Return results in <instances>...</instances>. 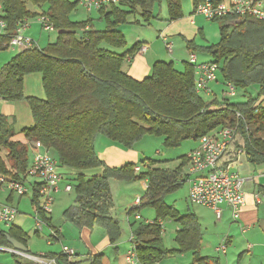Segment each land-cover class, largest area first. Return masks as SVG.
I'll return each instance as SVG.
<instances>
[{"label": "trees", "instance_id": "1", "mask_svg": "<svg viewBox=\"0 0 264 264\" xmlns=\"http://www.w3.org/2000/svg\"><path fill=\"white\" fill-rule=\"evenodd\" d=\"M184 1L120 0L117 5L96 11L99 20L106 23L104 30H96L92 19L72 18L80 7L77 0H0V19L8 26L7 33L0 36V52L9 50L17 29L32 19L48 16L57 33L54 43L44 48L35 43L34 48L19 52L0 69V101L27 103L33 124L20 134L31 144L33 156V145L39 142L60 169L70 172L69 178L62 174L66 185L72 187L70 193L78 206L75 224L80 228L105 229L111 245L120 240L122 229L111 216L114 201L110 181H147L139 205L128 212L133 218L129 221L130 249L134 247L140 264H158L175 254L186 253H192L198 264H206V258L198 256L203 240L198 218L191 212L181 214L165 201L188 182L187 155L192 150L181 157L175 170L157 167L160 162L151 160L140 162L142 168L134 164L109 168L96 152L98 137L124 150H133L143 138L153 136L163 139L166 149H177L186 141L199 143L203 136L233 128L236 135L221 158L220 167L236 161L238 154L255 167L264 165V22L223 17L215 20L221 22L217 44L204 47L195 41L186 42L189 53L205 54L218 65L217 81L221 80L224 86L233 85L236 96L237 91L242 92L245 100L240 103H231L225 96L222 101L216 97L207 101L198 94L195 68L189 61L183 64L182 71L171 62L155 63L148 77L136 81L124 67L139 45L124 53L111 49L126 48L119 28L128 23L130 16L139 14L141 19L134 22L136 25H150L160 18L156 10L165 4L168 16L164 20L172 23L184 17ZM212 1L219 4L224 0ZM203 2L192 0L193 9ZM28 75L41 76L45 98L24 95ZM250 90H254V96ZM15 135L12 124L0 116V175L28 183L33 157L29 159L28 148L16 141ZM186 167L188 172L184 174ZM97 169H102L100 175L90 174ZM31 203L33 208L40 204L37 187H33ZM145 207L154 210L153 220H141L138 213ZM40 216L50 227V239H59L60 228L52 227L51 218ZM165 221H172L179 228L176 249L164 246ZM1 225L0 248H11L7 237L27 247L24 232L13 225L4 230ZM44 257L57 263L69 261L62 253ZM102 258V254L92 257L90 264H103ZM13 264L26 263L17 259Z\"/></svg>", "mask_w": 264, "mask_h": 264}, {"label": "crops", "instance_id": "2", "mask_svg": "<svg viewBox=\"0 0 264 264\" xmlns=\"http://www.w3.org/2000/svg\"><path fill=\"white\" fill-rule=\"evenodd\" d=\"M191 12L192 10L186 14L183 12L184 17L182 19L169 23L168 25H161L159 27L160 29L154 30L155 38L153 37L150 42H147L149 41L147 39L137 38L131 47H128L124 51L128 52L135 45H139V50L135 56L131 58V55H129L126 66L124 67V70L131 78L136 81L144 80L151 74L153 65L158 62H171L177 70L182 71L184 68L183 64L189 61V51L186 47V42L195 41L198 46L206 47L205 44L200 43V40L204 39L205 29L209 26L206 24L200 26L203 22L201 19L205 18ZM199 33H203V39L197 40V35H199ZM166 44L171 45V51L167 50ZM196 55L199 57L197 58L200 63L211 61V58L205 54L204 57H200V55L203 54ZM130 58L131 60H129ZM220 85V81L212 83L210 85L212 95L205 96L208 99L217 98L216 92L219 90ZM197 146L198 142L189 150V152ZM95 147L98 157L109 168H121L127 164H134L142 168L140 165V159L143 153L140 154L141 152L139 153V151H136L137 147L133 150H124L120 146L103 137H98ZM221 167L230 172H236L243 177L251 178L252 181L247 182L244 186L246 203L240 210V217L237 220L233 218V211L228 206L220 207L219 217L213 209L204 206L198 207L213 215H204L203 213H198L196 210L191 212L198 218L202 228L203 240L199 254L204 247L205 242L208 244L214 243L218 245L213 251H215L216 254L223 255L224 262L220 258L201 256L202 258H206V264H264V190L262 187L264 184V165L255 167L247 162L244 155L238 154L236 161ZM60 170L67 176V178L70 177L69 171L62 168ZM101 173L102 169H97L90 174L100 175ZM136 183L139 184V190H136L133 194L132 191L134 188L133 186L130 187L132 182L110 181V188L114 201V208L111 211V216L119 221L122 229L120 240L116 244L111 245L105 229L98 226L91 229L80 228L75 224L74 220L78 215L79 210L74 198H68L71 193L64 192V188L67 184L64 180L60 185V191L55 195L54 210L50 217L52 227L60 228L59 239L51 240L49 237L50 227H47V229L42 231V233L46 232V249L42 250L38 255L33 254L28 249V254L34 256L47 254L59 255L61 254L62 246L64 245L73 249L76 257L69 260L68 263L59 261L58 264H90L91 258L100 254H102L103 257V264H126L125 256L131 246L129 221L133 220L132 217H129L128 212L137 206V198L143 196L147 189V181ZM183 185L188 186L186 193L188 200L190 183L185 182ZM3 194L6 195V198L2 202L10 204L19 210V215L14 221L13 226L24 232L28 240L29 237L26 233V227H29V223H27L25 218L21 215L23 213L20 212L24 198L19 196L15 197V195L5 192H1L0 196ZM256 196H259L258 199H256ZM29 197L30 202H32V193ZM57 201L58 204H62L59 210H57ZM124 216L125 222L122 220ZM146 220L151 221L153 219ZM66 226L75 233V236L70 233L68 234ZM96 229L102 230L98 233V237L100 238V241L98 242L92 240L96 234ZM178 229V226L175 225V228L172 231L175 236ZM39 233L36 232L37 235ZM164 234L165 233H163V235ZM71 236L74 238H71ZM54 245H58L61 248L58 247V249H56V246ZM224 245L226 246V251H220V246ZM1 251L6 252L5 250ZM183 256H181V258L185 259L186 256ZM193 257L194 263L198 264L196 262V257L194 255ZM158 264H162V262Z\"/></svg>", "mask_w": 264, "mask_h": 264}, {"label": "built area", "instance_id": "3", "mask_svg": "<svg viewBox=\"0 0 264 264\" xmlns=\"http://www.w3.org/2000/svg\"><path fill=\"white\" fill-rule=\"evenodd\" d=\"M83 9L88 13L101 10L106 6L117 5L120 0H77ZM0 6V14H1ZM194 14L204 17L208 21H215L223 17L237 16L239 18H253L264 22V0H224L215 4L212 0H205L194 9ZM41 27L46 31L53 30V26L48 16L38 18ZM29 22H24L17 29L16 35L9 43V49H18L19 52L34 48L35 42L24 35L30 27ZM7 24L0 19V36L7 33ZM168 51L171 45L166 44ZM131 59V58H130ZM189 63L195 68V90L198 94L212 95L210 85L218 78V65L213 62H198L196 54L189 53ZM228 92H224L226 98H234L236 90L233 85H225ZM236 135L233 128H224L215 134L203 136L198 143V147L188 155L189 159V200L197 206H204L213 209L217 216H220V207L228 206L233 211V218L237 220L240 210L245 206L246 198L244 186L251 178L241 176L236 172H230L220 167V160L224 156L229 145ZM34 156L28 170V183H21L11 178L0 175V192L9 191L19 197H25L32 193L33 187H37L40 204L34 208L36 216V230L42 232L46 225L40 214L47 219L51 217L54 210L55 195L60 191V185L64 182L65 176L58 167L57 161L43 150L41 143H34ZM139 171V168H136ZM264 190V184L262 185ZM72 187L66 185L65 193H70ZM259 196H256L258 199ZM140 198L136 204L139 205ZM19 210L9 204L0 202V224L9 228L13 225ZM54 233V232H53ZM6 252L26 259L33 264H58L53 259L45 258L44 255L34 256L16 251L13 247L3 248ZM225 252L226 247L219 249ZM61 253L68 260L75 258V251L68 246H63ZM126 264H140L134 247L125 256Z\"/></svg>", "mask_w": 264, "mask_h": 264}, {"label": "rangeland", "instance_id": "4", "mask_svg": "<svg viewBox=\"0 0 264 264\" xmlns=\"http://www.w3.org/2000/svg\"><path fill=\"white\" fill-rule=\"evenodd\" d=\"M71 1H75V0H71ZM182 9H183L184 14H186L187 12L191 10L193 12L192 0H185L182 4ZM156 14H158L160 18L153 20L150 25H136L134 24V22L141 19L139 14L130 16L128 19V23L121 25V27L119 28V30L122 32V34L125 37V40L127 43L126 48L124 49L123 48L122 49L111 48V49L116 52H124L128 47H131V45L135 42L137 38L147 39L149 40L147 42H150V40L154 37V30L160 29L159 27L161 25L169 24L164 20L168 16L165 4L161 5L160 9L156 10ZM72 18L75 21H83V20L92 19L94 28L96 30H104L106 27L105 21L99 20L98 12L94 11L92 14L89 15L83 9L81 5L77 9V11L73 14ZM201 20H203V22L201 23L202 25L200 24V26H203L204 24H206L209 27L205 29L206 31H205L204 39H203V33L201 34L199 33V35H197V40L203 39V40H200V43L205 44L206 46L217 44L220 39L219 29L221 26V22H217V21L208 22L205 19H201ZM29 25L30 27L25 31L24 35L34 40L35 43H37V47L44 48L49 43H54L56 41L57 33L53 30L51 31L44 30L39 24L38 18L30 20ZM18 54H19L18 49H14V50L9 49V50L0 52V69ZM200 57H204V55H200ZM220 83H221L220 88L216 92L218 101H222L224 97V92L226 91L228 92L226 86L223 85L222 81ZM253 89L255 90L256 88H253ZM254 90L249 91L250 94H253L252 96L255 95L254 92H251ZM241 94L242 92L237 91V96H235L234 98H230L229 99L230 102L231 103L243 102L245 100V97H243V95ZM24 95L29 96V97H37L40 99L45 98V93L42 88V80H41L40 75H28L25 77ZM205 95L206 94H202V96L207 101L212 100V98L208 99ZM0 116H5L10 122V124H12L13 129L16 133L14 139L16 141H21L23 144L26 145V147L28 148V152H29L28 156H29V159L31 160L33 157V148L31 144L25 140L24 136L20 134V131H22L24 128L31 127L33 123L31 111L27 103L25 101L13 102V103L0 101ZM195 144H196L195 141H186L177 149H166L163 145V139L153 137V136H146L137 144L136 151H139V153L141 152L140 154L143 153L140 159L141 163L143 161L146 162V160L157 161V162H160V164H158L157 167H160L163 169L175 170L180 165L181 157L186 156L189 150ZM187 172H188V169L186 167L184 168L183 173L187 174ZM132 186L134 188L132 193L134 194L136 190H139V184L136 182L135 183L132 182V184H130V187ZM187 189H188V186L183 185L179 190H177L176 192L166 197L165 199L166 203L176 208L181 214H186L187 212H193L194 210H196L198 213H203L204 215H213L210 212L194 204H191V202H189L186 197ZM5 193H9V192H5ZM30 195L31 194L23 197L24 199L21 205L20 212L23 213L21 215L25 218L27 223H29V227H26L27 228L26 233L29 237L27 240V243H28L27 247L29 251H31L33 254L38 255L40 252H42V250L46 249V244H45L46 232L45 233L41 232L38 235L36 234V216H35L34 208L31 205V202L29 200ZM15 197H17V195H15ZM141 197L142 196H140L139 198ZM5 198H6V195L4 194L1 195L0 201L1 202L4 201ZM68 198L73 199L74 194H71ZM56 205H57V210H59L62 204H58V201H57ZM138 214L142 217V220L151 219V218L153 219L155 217V212L150 207L143 208ZM122 220L123 221L125 220V216L123 217ZM1 228H3L4 230H8V228H6L4 225H1ZM174 228H175V224L172 221L164 222L163 230L165 234L163 235V241H164V246L167 249L177 248V244L175 242V235H174V232H172ZM45 229H47L46 225L44 226L43 230ZM66 231L68 232V234L70 233L73 236H75V233L72 230H70L68 226H66ZM95 231H96V234L94 238H92V240L95 242H98L100 241V238L98 237V233L102 230L96 229ZM73 236H71V238H74ZM217 245L218 244H214V243L208 244L205 242L204 247L202 248L199 256L200 257L209 256L210 258L216 257V258H220L224 262V256L216 254L215 251H213ZM54 246H56V249H58V247L61 248L58 245H54ZM183 255L186 256L185 259L181 258V256ZM17 259L26 264H33L27 261L26 259L19 258V256L16 257V256L11 255V253L0 250V264H13L15 260ZM162 264H196V263H194L193 254L186 253V254H175L163 260Z\"/></svg>", "mask_w": 264, "mask_h": 264}, {"label": "water", "instance_id": "5", "mask_svg": "<svg viewBox=\"0 0 264 264\" xmlns=\"http://www.w3.org/2000/svg\"><path fill=\"white\" fill-rule=\"evenodd\" d=\"M8 243L10 244L11 247H13L16 251H19L21 253L24 254H28V248L25 247L24 245L20 244L19 242H17L16 240L7 237ZM0 250H5L3 248H1Z\"/></svg>", "mask_w": 264, "mask_h": 264}]
</instances>
